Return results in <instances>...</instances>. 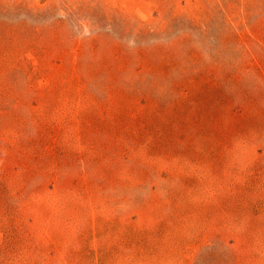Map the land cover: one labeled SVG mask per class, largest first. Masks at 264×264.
Wrapping results in <instances>:
<instances>
[{"label":"rangeland","instance_id":"374dc122","mask_svg":"<svg viewBox=\"0 0 264 264\" xmlns=\"http://www.w3.org/2000/svg\"><path fill=\"white\" fill-rule=\"evenodd\" d=\"M0 264H264V0H0Z\"/></svg>","mask_w":264,"mask_h":264}]
</instances>
